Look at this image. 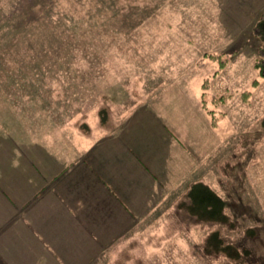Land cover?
<instances>
[{
    "label": "rangeland",
    "instance_id": "374dc122",
    "mask_svg": "<svg viewBox=\"0 0 264 264\" xmlns=\"http://www.w3.org/2000/svg\"><path fill=\"white\" fill-rule=\"evenodd\" d=\"M263 51L264 0H0V132L91 143L184 85L218 126L208 186L116 264H264Z\"/></svg>",
    "mask_w": 264,
    "mask_h": 264
},
{
    "label": "crops",
    "instance_id": "0c3cea01",
    "mask_svg": "<svg viewBox=\"0 0 264 264\" xmlns=\"http://www.w3.org/2000/svg\"><path fill=\"white\" fill-rule=\"evenodd\" d=\"M172 84L91 143L0 132V264H116L178 193L207 185L217 123Z\"/></svg>",
    "mask_w": 264,
    "mask_h": 264
},
{
    "label": "trees",
    "instance_id": "16d2710c",
    "mask_svg": "<svg viewBox=\"0 0 264 264\" xmlns=\"http://www.w3.org/2000/svg\"><path fill=\"white\" fill-rule=\"evenodd\" d=\"M257 67L260 70V74L264 77V51H263V57L260 59V61L257 62ZM230 248L224 247L223 250H225V251L227 250V252H228V251L232 250Z\"/></svg>",
    "mask_w": 264,
    "mask_h": 264
}]
</instances>
